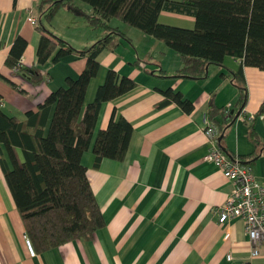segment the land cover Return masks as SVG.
<instances>
[{"label": "crops", "instance_id": "obj_1", "mask_svg": "<svg viewBox=\"0 0 264 264\" xmlns=\"http://www.w3.org/2000/svg\"><path fill=\"white\" fill-rule=\"evenodd\" d=\"M40 1L0 0V105L20 117L28 110L36 111L51 91L66 86L67 78L77 77L87 63V57L78 53L38 63L42 30L30 17L36 15L40 22ZM76 1L92 9L89 3ZM159 19L189 28L196 22L192 14L167 9L161 11ZM109 23L125 31L131 41L120 37L116 46L99 53L100 70L89 84L85 102L95 98L110 68L132 77L137 85L103 102L92 142L82 156L106 224L91 237L31 254L24 221L0 163V264H264V244L259 254H252L243 218L219 221L220 206L234 184L206 157L211 142L204 127L212 100L227 111L239 110L240 89L232 82L229 69H237L240 59L227 55L225 66L209 64L205 78L169 76L182 64L179 52L118 18ZM44 24L78 49L107 32L65 5ZM18 35L24 36L28 45L22 67L15 69L7 65L6 58ZM162 70L167 76L160 74ZM244 75L247 102L227 128L225 145L231 156L248 162L257 181L264 184V113L257 114L264 103V69L245 65ZM169 87L182 91L193 101L194 109L186 111L175 101L158 107L165 97L163 90ZM114 110L133 126L126 156L104 157L95 166L97 133L107 127ZM222 115L217 114V118L222 119ZM2 148L9 160L6 148ZM18 152L22 156L20 149ZM226 231L230 232L228 238Z\"/></svg>", "mask_w": 264, "mask_h": 264}, {"label": "trees", "instance_id": "obj_2", "mask_svg": "<svg viewBox=\"0 0 264 264\" xmlns=\"http://www.w3.org/2000/svg\"><path fill=\"white\" fill-rule=\"evenodd\" d=\"M83 1L92 9L76 0H41L37 24L42 30L37 48L38 63L44 64L50 58L58 61L67 54L78 53L87 57L83 71L75 78L68 77L66 86L51 91L36 111L28 110L23 117L11 114L0 105V163L26 234L36 251L48 250L75 238L91 237L106 224L82 156L92 142L103 102L137 85L132 77L110 68L95 98L85 102L89 84L100 70L99 53L104 48L116 46L120 37L131 41L125 31L110 25L111 18L139 28L179 52L182 64L169 76L205 78L209 64L225 66L227 55L240 59L237 69H229L232 82L240 89L239 110L237 113L231 109L227 111L213 100L209 110V117L219 132L217 142L228 153L226 130L240 115L248 97L244 66L264 69V0ZM63 5L85 16L90 24L105 28L106 34L91 45L75 48L44 24V21H51ZM164 9L194 15L195 26L161 22L159 16ZM27 45V39L18 35L7 55V65L15 68ZM160 74L167 76L164 70ZM6 79L15 88L24 90ZM163 93L165 97L158 102V107L175 101L186 111L194 109L193 101L182 91L169 87ZM1 98L0 94V101ZM262 113L264 103L257 114ZM217 114H223V118L219 120ZM132 131V123L114 110L107 127L97 133L93 148L95 166H99L104 157L123 159Z\"/></svg>", "mask_w": 264, "mask_h": 264}, {"label": "built area", "instance_id": "obj_3", "mask_svg": "<svg viewBox=\"0 0 264 264\" xmlns=\"http://www.w3.org/2000/svg\"><path fill=\"white\" fill-rule=\"evenodd\" d=\"M30 19L33 24L39 22L38 17L33 14ZM20 66H22L21 60L15 69H19ZM204 132L211 142L206 157L218 164L225 176L234 184L226 201L220 206L219 221L224 223L234 217L243 218L253 244L252 254H259L260 247L264 244V184L257 181L253 168L248 162L231 156L218 144L216 128L209 122L207 115ZM25 236L30 253L35 254L36 250L31 239L27 234ZM229 236L230 232L226 231L225 238ZM228 256L231 258L230 254Z\"/></svg>", "mask_w": 264, "mask_h": 264}, {"label": "water", "instance_id": "obj_4", "mask_svg": "<svg viewBox=\"0 0 264 264\" xmlns=\"http://www.w3.org/2000/svg\"><path fill=\"white\" fill-rule=\"evenodd\" d=\"M239 113V112H238Z\"/></svg>", "mask_w": 264, "mask_h": 264}]
</instances>
